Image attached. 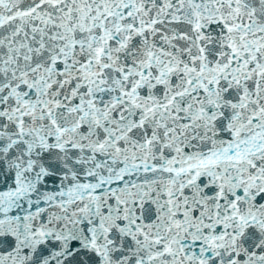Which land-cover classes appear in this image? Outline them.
I'll use <instances>...</instances> for the list:
<instances>
[{"label":"snow or ice","instance_id":"snow-or-ice-1","mask_svg":"<svg viewBox=\"0 0 264 264\" xmlns=\"http://www.w3.org/2000/svg\"><path fill=\"white\" fill-rule=\"evenodd\" d=\"M0 264H264V0H0Z\"/></svg>","mask_w":264,"mask_h":264}]
</instances>
